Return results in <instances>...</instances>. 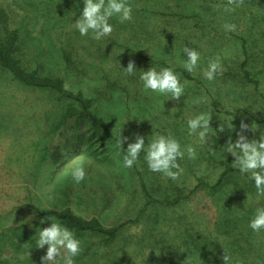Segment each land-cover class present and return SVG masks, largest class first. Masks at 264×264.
Returning a JSON list of instances; mask_svg holds the SVG:
<instances>
[{
	"label": "rangeland",
	"instance_id": "obj_1",
	"mask_svg": "<svg viewBox=\"0 0 264 264\" xmlns=\"http://www.w3.org/2000/svg\"><path fill=\"white\" fill-rule=\"evenodd\" d=\"M128 2L132 20L112 17L113 32L97 41L74 27L82 0H0V39L16 34L22 66L63 79L65 89L89 98L110 131L94 133L75 99L27 85L0 66V264H41L47 246L36 248L35 229L50 224L39 223L48 217L41 211L66 207L105 228L118 226L111 239L75 234L76 264H224V255L230 264H264V230L248 227L264 196L233 169L223 147L242 121L260 125L245 130L249 139L264 131V0ZM225 23L236 30L225 31ZM185 45L201 53L192 73L177 58ZM216 57L223 72L208 81L201 70ZM130 60L138 70L126 75L120 66ZM151 66L173 67L187 81L180 101L143 89L139 69ZM70 107L75 112L64 118ZM199 112L212 113L214 130L231 120L234 128L216 136L213 130L201 145L186 126ZM119 131L129 137L125 149L134 134L147 144L163 132L196 155L185 152L175 181L151 172L143 154L124 168ZM77 159L87 172L80 184L69 174Z\"/></svg>",
	"mask_w": 264,
	"mask_h": 264
},
{
	"label": "clouds",
	"instance_id": "obj_2",
	"mask_svg": "<svg viewBox=\"0 0 264 264\" xmlns=\"http://www.w3.org/2000/svg\"><path fill=\"white\" fill-rule=\"evenodd\" d=\"M234 2L235 0H229L230 5ZM82 3L83 8L80 15L73 21L74 27L81 36L91 34L92 38L97 41L113 32V25L109 22L112 17H118L120 23L131 21L133 18V9L128 0H82ZM224 29L232 32L236 30V25L225 23ZM177 58L184 70L192 73L199 67L201 53L197 49L185 45L178 53ZM120 68L126 75H132L138 70L135 61L132 60L126 67L120 66ZM139 71V80L142 82L143 89L164 95L167 97L165 101L181 100L187 81L182 82L180 73H177L173 67L151 66L147 70L139 69ZM201 71L204 79L214 81L218 75L222 74L223 65L219 57L210 58L207 66ZM211 121V112H199L187 117L188 134L197 136L201 145L209 143L211 141L210 133L214 130ZM231 121L219 125L214 130L215 136L217 132H223L225 126L232 130L234 126ZM229 124L231 127L228 126ZM259 127L260 125L256 123L249 125L242 121L240 130L236 133V139L233 140L229 136L223 146L225 152L234 157L231 162L233 169L238 170L241 175L253 183L258 197L264 196V131L259 133L258 139H249L244 132L246 129L256 132ZM134 137V141L128 143L125 149L122 145L128 141L129 137L122 136L119 131L116 148L122 157L121 162L124 168H132L143 154L144 161L151 172L160 173L175 181L183 172L179 160L184 158L185 152L189 158L196 155L194 147L189 145L182 148L180 141L171 134L157 133L147 144L143 135L134 134ZM69 174L76 184L84 181L87 175L84 161L77 159L70 168ZM28 219H32V217ZM45 220L50 221L49 226L42 228L37 226L35 229L36 248L44 249L47 246L45 254L41 257V264H76L75 257L81 251V240L72 230L53 217L41 218L39 223L44 224ZM248 227L257 233L264 230V206H257L254 209ZM223 260L224 264H230V257L227 255H224Z\"/></svg>",
	"mask_w": 264,
	"mask_h": 264
},
{
	"label": "trees",
	"instance_id": "obj_3",
	"mask_svg": "<svg viewBox=\"0 0 264 264\" xmlns=\"http://www.w3.org/2000/svg\"><path fill=\"white\" fill-rule=\"evenodd\" d=\"M16 43V34L10 33L7 38L0 39V66L9 70L13 77L27 85L34 87H46L50 89H54L61 96H66L75 99L80 108V114L86 118V121L89 123L90 128L94 133H99L100 135L106 136L110 133L109 127L104 120L97 117L90 109H89V98H84L80 92L73 93L64 88V81L60 78H50L48 76H40L37 71L34 70H26L20 59L16 58L14 55V51ZM244 51L247 53L246 48L244 46ZM248 55V54H247ZM246 76H249L248 71H246ZM75 112L74 107H70L66 113L64 114V118L72 115ZM42 215L54 217L60 223L68 227L70 230L74 232V234H79L83 231H92V232H102L106 233L109 236V239L113 238L118 226L105 228L101 225L99 220L96 217H92L90 219H85L71 211L69 207L64 209H43L41 211Z\"/></svg>",
	"mask_w": 264,
	"mask_h": 264
}]
</instances>
